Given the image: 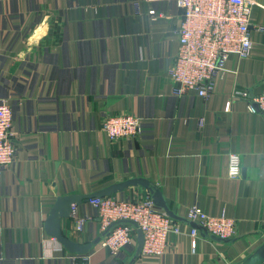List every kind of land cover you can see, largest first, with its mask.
<instances>
[{"label":"crops","instance_id":"crops-1","mask_svg":"<svg viewBox=\"0 0 264 264\" xmlns=\"http://www.w3.org/2000/svg\"><path fill=\"white\" fill-rule=\"evenodd\" d=\"M182 19L175 0H0V93L17 148L0 173V264H73L83 256L130 264L137 245L114 256L98 243L79 255L44 228L58 196L130 178L155 184L182 230L169 234L162 261L134 264H237L264 242V116L247 107L264 91V0L252 10L250 56H230L208 98L173 93L168 69ZM236 89L248 96L232 99ZM124 111L139 115L144 131L111 141L102 120ZM231 153L241 156L238 178L228 175ZM195 205L234 217L236 235L192 236L187 214ZM77 214L90 216L84 231L73 230V216L62 220L64 234L82 244L102 235L94 209L84 202Z\"/></svg>","mask_w":264,"mask_h":264},{"label":"built area","instance_id":"built-area-1","mask_svg":"<svg viewBox=\"0 0 264 264\" xmlns=\"http://www.w3.org/2000/svg\"><path fill=\"white\" fill-rule=\"evenodd\" d=\"M182 10L183 19L178 28L179 48L168 76L174 85V95L181 97L188 91L208 98L213 90L216 76L226 70V62L232 55L239 59L250 56L253 41L250 35L251 14L257 0H175ZM155 13L154 10L151 11ZM262 30V27H258ZM247 92L234 90L233 98L247 97ZM250 112L264 116V91L248 101ZM13 114L9 102L0 93V173L16 159V144L12 132ZM102 131L111 141L139 138L144 129L142 118L132 112L108 114L102 120ZM237 168L236 174L231 169ZM241 156L231 153L228 157V175L241 176ZM117 194V193H116ZM116 194L91 197L85 204L96 211L101 231L121 220H131L135 225L120 223L113 226L99 244L112 255L137 245L135 234L140 229L144 244L139 258H155L159 261L170 252L169 234L181 233V226L158 208L146 190L142 195L123 199ZM73 205L75 232H83L90 217L78 215ZM89 216V217H88ZM187 219L205 227L211 234L221 238H233L237 233L234 217L221 214L213 216L199 206H193ZM192 236L198 230L192 228ZM61 249L62 246L60 245ZM73 264H92L88 256L74 257Z\"/></svg>","mask_w":264,"mask_h":264},{"label":"water","instance_id":"water-1","mask_svg":"<svg viewBox=\"0 0 264 264\" xmlns=\"http://www.w3.org/2000/svg\"><path fill=\"white\" fill-rule=\"evenodd\" d=\"M131 187H141L146 189L154 202V204L162 209L171 219H181L176 216L172 210H170L164 200L162 192L160 189L153 184L150 180L146 178H130L121 182L113 183L106 188H103L97 192L90 194H68L61 195L56 198V201L50 210L49 215L46 218L44 228L46 233L56 239L60 244H62L67 250L72 253H77L79 255L86 254L94 245L98 244L102 237L109 233V230L120 223H127L135 225L131 220H121L113 223L108 230L102 233L101 236L96 238L93 242L88 244L78 243L70 239L66 234H64L62 229V220L73 217V205H82L91 197H103L112 194L122 192ZM186 220V219H185ZM190 221V220H189ZM193 228L200 229L206 232L211 238L217 241H230L232 238H221L214 234H211L205 227L198 223L191 221ZM144 244V237L142 231L139 229L137 231V247L134 257L132 258L130 264H134L136 259L139 257ZM237 264H264V242H262L251 254L246 256L242 261Z\"/></svg>","mask_w":264,"mask_h":264},{"label":"clouds","instance_id":"clouds-1","mask_svg":"<svg viewBox=\"0 0 264 264\" xmlns=\"http://www.w3.org/2000/svg\"><path fill=\"white\" fill-rule=\"evenodd\" d=\"M237 171H238V169H237V168H232V169H231V174H233V175H234V174H236V173H237Z\"/></svg>","mask_w":264,"mask_h":264},{"label":"trees","instance_id":"trees-1","mask_svg":"<svg viewBox=\"0 0 264 264\" xmlns=\"http://www.w3.org/2000/svg\"><path fill=\"white\" fill-rule=\"evenodd\" d=\"M124 224H127V223H124Z\"/></svg>","mask_w":264,"mask_h":264}]
</instances>
